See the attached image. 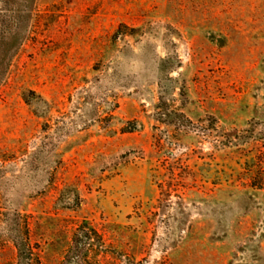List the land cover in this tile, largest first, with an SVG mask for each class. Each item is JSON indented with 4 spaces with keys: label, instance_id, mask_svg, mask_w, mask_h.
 I'll list each match as a JSON object with an SVG mask.
<instances>
[{
    "label": "rangeland",
    "instance_id": "obj_1",
    "mask_svg": "<svg viewBox=\"0 0 264 264\" xmlns=\"http://www.w3.org/2000/svg\"><path fill=\"white\" fill-rule=\"evenodd\" d=\"M0 264H264V0H0Z\"/></svg>",
    "mask_w": 264,
    "mask_h": 264
}]
</instances>
